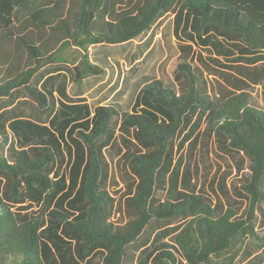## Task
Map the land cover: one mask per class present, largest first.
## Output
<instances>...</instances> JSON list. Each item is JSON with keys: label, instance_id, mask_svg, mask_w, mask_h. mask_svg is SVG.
I'll list each match as a JSON object with an SVG mask.
<instances>
[{"label": "trees", "instance_id": "1", "mask_svg": "<svg viewBox=\"0 0 264 264\" xmlns=\"http://www.w3.org/2000/svg\"><path fill=\"white\" fill-rule=\"evenodd\" d=\"M166 12L174 13L175 33L190 41L221 36L249 53L264 49V0H0V98L22 89L50 113L47 124L28 118L0 122L11 155H0V264H91L97 253L102 264H125L128 247L152 220L184 223L175 227L173 242L156 247L150 264H236L247 238L262 239L255 208L264 202V110L248 92L215 93L203 70L185 59L174 73L179 93L151 79L130 111L62 100L53 109L51 91L30 82L70 40L82 50L123 43ZM47 28L49 39L43 37ZM10 42L25 53L24 65ZM190 48L179 46L186 56ZM263 60L257 53L246 64L252 65L253 84L264 78ZM80 69L84 75L103 71L86 57ZM191 116L196 120L186 138L205 123L226 150L247 155L249 174L239 185L247 198L243 217L230 207L217 212L203 193L178 186L180 166L170 169L173 141ZM116 131L140 146H127L122 154L136 177L123 201L129 216L123 224L111 219L114 199L104 187V149ZM159 188L165 190L162 200L154 197Z\"/></svg>", "mask_w": 264, "mask_h": 264}, {"label": "rangeland", "instance_id": "2", "mask_svg": "<svg viewBox=\"0 0 264 264\" xmlns=\"http://www.w3.org/2000/svg\"><path fill=\"white\" fill-rule=\"evenodd\" d=\"M33 32L36 33V29ZM43 37L49 39L48 28L43 32ZM180 44L190 45L187 56L181 53ZM9 45L13 47L14 55L17 54L21 60L23 57L24 65L25 53L16 50L12 42ZM241 46L239 42L221 36L210 37L206 43L190 41L182 31L175 33L174 13L166 12L153 22L149 30L123 43L92 44L82 50L70 40L57 53L58 57L42 62L30 82L38 88L43 85L51 91L52 98L49 97V100L54 102L53 109L62 100L85 102L91 109L97 105L113 104L119 110L130 111L136 93L151 79H159L164 86L179 93L180 84L174 79V73L177 64L185 59L203 70V76L214 87L215 93L220 90L234 93L246 91L251 100L264 110V78L260 83L253 84V75L249 74L252 65H246L254 54L264 56V49L249 53V50H241ZM85 57L103 71L99 74H82L81 62ZM217 62L239 67L240 72L226 69ZM49 116L47 109L39 108L22 89H16L11 97L0 98V122L5 126L14 118H28L47 124ZM195 120L191 116L189 124L180 130L173 141L170 169L175 163L180 166L178 186L184 188L187 185L203 193L217 212L230 207L243 217L247 198L241 193L239 185L248 177L249 159L242 152L226 150L214 134L207 132L205 123H200L186 138ZM1 136L0 133V155L11 160L9 147L2 143ZM127 146L134 150L139 144L133 136L116 131L113 144L104 149L108 161V177L104 187L114 199L111 219L119 224L129 219L123 209V201L127 193L133 191L136 181L122 159ZM167 176L168 173L165 178ZM181 178L184 184L180 182ZM154 197L162 200L165 190L157 189ZM32 208L37 211L40 209L36 204ZM255 216V229L264 240V202L255 208ZM183 223L181 218L150 221L137 241L128 247L125 264H150L152 256L157 253L156 247L163 242H173L175 227ZM262 239L247 238L236 264H264ZM99 257L100 253L93 255L91 264H102Z\"/></svg>", "mask_w": 264, "mask_h": 264}]
</instances>
